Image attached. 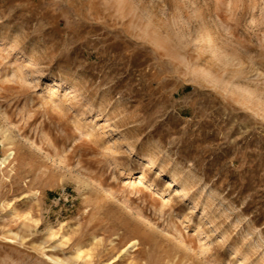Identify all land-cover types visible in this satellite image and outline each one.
<instances>
[{"label": "rangeland", "instance_id": "1", "mask_svg": "<svg viewBox=\"0 0 264 264\" xmlns=\"http://www.w3.org/2000/svg\"><path fill=\"white\" fill-rule=\"evenodd\" d=\"M56 261L264 264V0H0V264Z\"/></svg>", "mask_w": 264, "mask_h": 264}, {"label": "bare ground", "instance_id": "2", "mask_svg": "<svg viewBox=\"0 0 264 264\" xmlns=\"http://www.w3.org/2000/svg\"><path fill=\"white\" fill-rule=\"evenodd\" d=\"M9 155H11V154H9ZM136 244V243H135ZM134 244V245H135ZM132 245H133V243H132ZM131 244L130 245H128V247L127 248H131V246H132ZM133 247V246H132ZM127 248H123L120 252H121V255L120 256H122V254H125V252L127 251ZM81 255V254H80ZM56 264L58 263L57 261L55 262ZM87 263V262H86ZM61 264V263H60Z\"/></svg>", "mask_w": 264, "mask_h": 264}]
</instances>
